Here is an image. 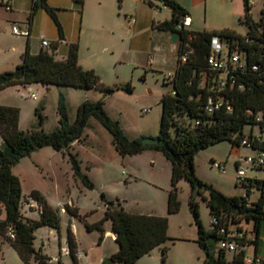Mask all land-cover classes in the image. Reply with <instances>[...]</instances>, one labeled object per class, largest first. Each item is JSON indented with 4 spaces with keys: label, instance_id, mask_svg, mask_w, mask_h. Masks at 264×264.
I'll return each instance as SVG.
<instances>
[{
    "label": "trees",
    "instance_id": "1",
    "mask_svg": "<svg viewBox=\"0 0 264 264\" xmlns=\"http://www.w3.org/2000/svg\"><path fill=\"white\" fill-rule=\"evenodd\" d=\"M83 1L73 0L75 4L80 5V11ZM123 1L116 0L118 8H121ZM159 1L170 12L171 17L169 20L154 23L153 27L158 31L179 35L175 70L163 78L165 83L171 85V90L160 99L159 134L155 137L164 141L165 147L142 146L140 140L144 137L130 140L119 123L108 116L102 99L80 103L71 123L64 98L60 96L57 105L58 127L52 132L37 128L21 131L18 128L19 109L0 106V235L9 241L24 264H51V259L34 247L35 233L42 227L59 231L61 216L59 209L48 205L42 195L34 190L30 193V198L37 202L35 207L39 210V218L33 220L23 217L20 212L21 184L19 178L12 173V168L20 159L42 147H50L56 152L67 154L71 145L81 142L90 118H94L110 134L115 151L122 157L139 155L146 150L163 154L171 165L168 214H175L180 209L177 189L179 181L185 179L190 184L191 195L188 204L197 227L196 242L205 254L202 264H245L247 252L229 251L233 252L231 260L226 258L227 250L219 248L216 256L210 252L208 240L214 238L219 244L224 238L221 229L227 231L229 227L234 226L238 232L244 233L243 242H247L249 247L256 245L260 226L264 222V179L244 178L242 182L238 179V183L247 193L244 196H227L197 176L194 160L200 150L224 141L236 148L246 147L242 144L246 139L253 140L248 149L254 154L249 155H255V151L263 146V143L255 140L252 132L246 136L244 129L247 126H258L259 137H264V125L255 120L256 116L264 111V9L261 10L258 20H254L251 16V5L248 0H244V14L239 18V22L247 29L244 34L228 28L191 32L177 29L181 19L187 15L185 9L175 0ZM145 2L153 6L151 0ZM39 9L48 14L56 26L59 40L63 39L62 26L55 9L48 5L47 0H31L27 24L31 25ZM29 37L30 35L26 37L20 62L13 70L0 72V90L41 83L45 86H69L79 90L95 88L104 96L114 94L115 88L102 83L94 70H85L79 65L77 41L69 43L65 58L58 60L54 57L58 42L49 44L51 51L47 47L41 48L37 54H32L29 50ZM214 37L225 46L226 58H229L233 51L240 54V66H229L225 71L210 68L208 58ZM187 46L192 52L186 61L182 62L181 56L188 49ZM221 82H224L222 87ZM124 89L131 92L129 84ZM210 104H217L218 107H213L212 111L208 112ZM227 107H230V110ZM35 113L42 122L44 116L41 109L37 108ZM69 162L73 176L86 188L92 189L94 185L82 174L79 160L69 154ZM239 162L235 163V169ZM250 167L264 172V165ZM251 190L259 192V197L252 204L248 201ZM197 197L205 201L210 219L216 220V223L210 224V230H206L201 223ZM101 198L105 201L103 195ZM63 210L78 220L86 232L97 231L100 234L99 240L105 233L104 223L110 222L117 251L104 259L103 264H137L140 257L149 254L156 247H160L161 262L165 264L168 253L165 243L170 239L167 217L129 213L120 204L114 205L111 201H105L103 219L95 223H88L86 216L79 215L75 207L66 204ZM243 222L253 223L254 239H248ZM9 232L13 234V238L9 237ZM66 244L73 264H77L74 255L76 241L70 228L67 229ZM260 264H264L263 260Z\"/></svg>",
    "mask_w": 264,
    "mask_h": 264
},
{
    "label": "rangeland",
    "instance_id": "2",
    "mask_svg": "<svg viewBox=\"0 0 264 264\" xmlns=\"http://www.w3.org/2000/svg\"><path fill=\"white\" fill-rule=\"evenodd\" d=\"M1 1V0H0ZM14 2V14L0 5V72L13 70L12 63L16 54L11 52V46L23 43L24 50L26 37H17L12 34V24H18L26 29L27 17L31 10V0H10ZM56 2V6L50 5ZM50 7L55 8L59 23L63 27L64 37L59 40L56 26L48 14L39 9L33 17V32L31 50L37 52L40 47V37L49 43L58 42L54 57L61 60L62 51L67 47L68 40L74 36L78 41L81 63L87 70H94L102 83L115 88L112 95L104 96L98 89L79 90L69 86H45L33 83L26 86L8 87L0 90V106L19 109L18 128L21 131L42 129L52 132L58 127L57 105L59 97L63 96L69 121L75 119L76 107L88 100L91 102L103 100L104 110L113 120L117 121L124 134L130 139L141 137L155 138L159 134L161 117L160 99L163 94L171 90V85L164 82V76L169 71H158L148 64V59L156 54L153 51L137 53L127 50L130 41L129 30L121 29L120 20L124 12L131 10L135 0H124L121 8L117 7V16L109 25L106 21L104 30L99 29L98 19L103 12L97 0H88L80 18V5L73 0H47ZM256 7H252L251 15L258 20L261 10L264 9V0H258ZM169 18L165 11H157ZM108 14V13H107ZM123 24V25H124ZM113 26V31L110 30ZM128 29H131L127 24ZM245 33L246 26L240 25ZM67 40L64 42L63 40ZM52 49L49 47V51ZM85 69V70H86ZM169 70V69H168ZM129 84L131 92L124 87ZM35 95V99L31 98ZM41 109L44 120L40 122L35 111ZM147 110V112H145ZM259 135L258 126H247L244 133L248 136ZM173 131L171 135L173 136ZM264 136V132H263ZM2 140L0 139V144ZM69 154L74 155L80 163L81 172L93 183L92 189L86 188L82 182L73 176L69 162ZM254 154L246 147L232 148L227 141L217 143L200 150L195 156V171L197 176L211 185L214 189L227 196H244L247 192L238 183L235 163L245 156ZM213 160L224 165L225 171L212 166ZM21 184L22 205L20 212L23 217L37 220L39 210L37 202L30 198V193L38 191L43 199L54 209L66 204L75 207L79 215L86 216L89 222H99L103 219L105 201L114 205L120 204L125 211L134 214H150L168 218L169 240L165 264H202L204 251L197 244V227L194 224L189 209L191 195L190 184L181 179L177 185L180 209L175 214L167 213V199L171 189V165L161 152L146 150L139 155L120 156L115 151L110 134L94 119L90 118L82 136L81 142H76L68 148L67 154L56 152L50 147H42L29 156L19 160L12 168ZM249 173V175H247ZM263 180L262 170L252 169L247 165L245 178ZM104 196L105 201L102 200ZM259 197L257 190H251L248 197L250 204ZM199 204L200 220L206 230H210L209 209L200 197L196 198ZM60 211V210H59ZM60 230L42 227L38 229L35 238L36 246L40 248L39 238L44 239L41 247L43 253L54 258L60 247L66 244L69 221L74 227L75 237L79 244L88 251L94 239L98 240L97 231L86 232L83 225L60 211ZM1 218V217H0ZM245 230H251L252 222H243ZM52 231V232H50ZM114 241V239H113ZM264 245V239L261 240ZM209 250L213 255L219 252L218 242L214 238L208 240ZM109 249V246L105 250ZM80 250V249H79ZM253 245L248 248L246 258H249ZM226 258L231 260L233 252H225ZM91 259H96V251L88 252ZM161 249L156 247L137 260V264H162ZM261 259V258H260ZM64 264H72L63 259ZM0 264H24L8 240L0 235ZM34 264V263H33Z\"/></svg>",
    "mask_w": 264,
    "mask_h": 264
},
{
    "label": "crops",
    "instance_id": "3",
    "mask_svg": "<svg viewBox=\"0 0 264 264\" xmlns=\"http://www.w3.org/2000/svg\"><path fill=\"white\" fill-rule=\"evenodd\" d=\"M87 1L88 0L83 1V5L80 11V18L82 16V12L85 6L87 5ZM151 1L153 6H149L145 2V0H135L134 7L131 10L124 12L125 13L124 19L126 20L125 24H127L131 29H128L127 26H124L125 24L123 19L120 20V25H122L120 27H122L121 29L125 30L126 32H128L129 30V33H131L130 41L127 44L128 51L144 53L145 51L148 52L151 50L155 53H159L158 55L156 54L153 58L148 59L149 60L148 64L152 65L153 69L158 70L160 72L167 70L169 71L168 75H171L176 67L177 54L179 49V39L176 42H173L170 38V33L158 31L153 27L154 23L169 20L171 16H169L168 18L167 16L165 15L163 16L161 15V13L157 12L162 10L170 14V12L162 6V3L159 0H151ZM175 1L183 9H185L187 15H189V17L191 18V24L190 27H188V30L191 32L214 31V30L228 28L234 30L239 34H244L240 27V25L243 24L239 22V18L244 14V0H175ZM257 1L258 0H251L250 5L252 7H256L255 5ZM14 2L15 1H11L10 2L11 9L6 10L12 14H14L13 11ZM97 4L99 8H103V12L101 11V15L99 16V18H97L98 27L99 29L104 30L106 27V21L108 20L109 25L113 24L112 20H114V18H116L117 16V12H116L117 2L116 0H97ZM50 5L56 6L57 4L54 1L51 2ZM128 17H131L133 19V22L128 20ZM252 18L254 19V16H252ZM32 27H33V20L30 26L28 24L26 25V29L30 32V37L28 38L29 50L32 54H37L42 47L40 45L37 52H32L31 50V37L33 32ZM113 29H114L113 26H111L110 30L113 31ZM73 38L74 36H72L70 40H68L67 44L71 42H75ZM63 41L66 42L67 40L64 39ZM67 50L68 48L66 47L62 51L61 55L63 58H65L67 54ZM11 52L16 54V59H14V62L12 63L13 67H15L20 62V57L24 52L23 43L12 45ZM78 63L83 69L87 68L80 61L79 51H78ZM247 175H249V173ZM253 176H254L253 178L255 179L257 174H254ZM58 209L61 212L64 211L63 207L61 206L58 207ZM87 222L94 223V222H89L88 220ZM69 227L71 228L74 227L71 221H69ZM103 228L105 233L102 235L101 240L99 239L96 240L97 238L94 239L93 242L89 244L91 248L88 251L86 250V247L84 245L79 244V242L75 237V231L71 230L76 241V251L82 253V257L79 260L78 259L76 260L77 264H103L104 259L108 258L110 255H112L117 251L115 235L111 232L110 222L106 221L103 225ZM245 231L247 233L248 239L251 240L255 238V234L253 233V226L251 230H245ZM262 239H264V222L260 226L257 243L256 245H253V250L252 252L250 251V256L249 258H246L245 264H250V260L253 257H259L264 262V245H261ZM39 240H40L39 245H41L40 248H37L36 246V238L34 240V247L36 249H40L41 253L47 256L46 254L43 253V249L41 248L44 245L43 237L40 236ZM107 245L109 246V249L105 250ZM65 246L66 245L60 247L58 255L56 257L50 258L49 256H47L51 259V264H54L59 256H60L61 264H64L63 259H68L72 262L70 255H61V249L64 248ZM89 251H94V252L96 251V259L90 258L88 254Z\"/></svg>",
    "mask_w": 264,
    "mask_h": 264
},
{
    "label": "built area",
    "instance_id": "4",
    "mask_svg": "<svg viewBox=\"0 0 264 264\" xmlns=\"http://www.w3.org/2000/svg\"><path fill=\"white\" fill-rule=\"evenodd\" d=\"M10 0H1L0 5L5 8V10H10ZM248 3H251V0H248ZM128 20L133 22V19L131 17H128ZM191 24V18L189 15H185L182 19L181 22L179 23L177 29H185L188 30V27H190ZM11 32L13 35L17 37H28L30 35L29 31L27 29H22L20 26L17 24L12 25L11 27ZM49 42L46 41L43 37H40V45L42 48H47L49 47ZM188 49L185 50L184 54L181 56V61L185 62L188 55L192 52V50L187 46ZM225 46L221 41L217 38L214 37L212 39L211 43V52L210 56L208 58V64L212 70L216 71H225L228 69V67H238L241 65V56L237 51H233L229 58H226L224 56L225 52ZM256 68V67H255ZM224 85V82L220 83V86L222 87ZM241 87V86H240ZM31 98L35 99V95L31 94ZM217 108L218 105L215 104L211 106V104L208 106L207 111L211 112L212 109ZM228 110H230V107H227ZM147 112V110L145 111ZM256 122L258 124L264 125V111L259 113L256 118ZM255 140L257 142L263 143V146L255 151V155H247L243 160H241L236 168L237 172V178L239 181H243L246 175V170H247V165H264V137H259V135H254ZM254 142L253 140L248 141L247 139L242 142L243 145H245L247 148L251 147V143ZM212 166L214 168H217L221 171H225L224 165L221 163H216L213 162ZM216 223V220L214 218L210 219V224ZM221 233L224 234V238L219 242V248L224 249L227 251H240V252H247L249 246L247 242H243L242 240L245 238V235L243 232H238L234 226H231L225 231L224 229L220 230ZM10 238H13V234L11 232L8 233ZM61 255H69V248L65 246L64 248L61 249ZM75 258L76 260L80 259L82 257V253L76 251L75 252ZM254 262V264H260L262 263V259L259 257H253L250 260V263ZM54 264H61L60 263V256L57 258V261Z\"/></svg>",
    "mask_w": 264,
    "mask_h": 264
},
{
    "label": "water",
    "instance_id": "5",
    "mask_svg": "<svg viewBox=\"0 0 264 264\" xmlns=\"http://www.w3.org/2000/svg\"><path fill=\"white\" fill-rule=\"evenodd\" d=\"M170 38L173 42H176L179 39V35L177 33H170ZM140 143L142 146H156V145H162L166 146L165 142L157 139V138H150V137H144L140 140Z\"/></svg>",
    "mask_w": 264,
    "mask_h": 264
}]
</instances>
